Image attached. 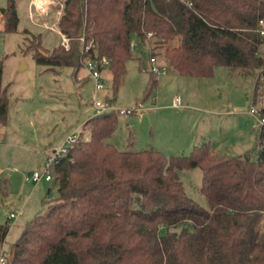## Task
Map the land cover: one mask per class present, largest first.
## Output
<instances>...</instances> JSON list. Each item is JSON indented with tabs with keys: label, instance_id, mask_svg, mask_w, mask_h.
I'll return each instance as SVG.
<instances>
[{
	"label": "trees",
	"instance_id": "trees-1",
	"mask_svg": "<svg viewBox=\"0 0 264 264\" xmlns=\"http://www.w3.org/2000/svg\"><path fill=\"white\" fill-rule=\"evenodd\" d=\"M58 1L57 28L70 47L60 43L50 51L40 35H31L34 59L70 66L76 77L85 59L107 58L114 94L124 82L134 38L148 44L155 59L164 47L166 67L177 75L210 78L224 66L251 75L254 96L264 83L258 32L264 0ZM16 2L0 8L5 32L18 27ZM148 72L146 97L158 83ZM8 111L0 62V126ZM260 112L264 116V108ZM118 115L97 114L81 126L77 144L54 166L57 196L47 192L49 208L25 224L5 264H264V127L257 159L220 154L208 141L167 157L152 147L136 149L133 133L125 148L110 141ZM194 168L201 169L207 207L186 193L180 179V172ZM7 184L4 179V193ZM9 231L8 222L0 224V255Z\"/></svg>",
	"mask_w": 264,
	"mask_h": 264
},
{
	"label": "rangeland",
	"instance_id": "rangeland-1",
	"mask_svg": "<svg viewBox=\"0 0 264 264\" xmlns=\"http://www.w3.org/2000/svg\"><path fill=\"white\" fill-rule=\"evenodd\" d=\"M35 2L41 8L47 4L46 12L40 13V8L30 6V0H17L19 23L14 32L3 31L0 16L2 83L9 96L7 123L0 126V224H10L2 248L5 252L18 240L28 221L47 211V192L50 190V198L58 193L52 181L35 183L29 174L42 171L49 152L60 148L67 135L95 115L94 84L83 67L75 77L70 66L49 67L34 59L35 52L29 47L31 35H40L42 46L50 51L61 43L58 31L49 29L57 26L59 1ZM7 3L8 0H0V8ZM133 41L141 46L139 40ZM163 52L164 47L156 50V60L166 68ZM149 59L147 50L133 52L116 94L111 89L110 70L103 71L106 88L98 93V98L104 100L108 96L117 108H139L137 113L118 115V126L110 141L125 148L132 132L136 139L134 147L154 146L167 157L187 154L194 143L208 141L220 154L257 159L262 115L250 112L264 108V83L254 96L253 77L231 73L224 66H216L213 76L205 79L176 76L165 70L158 77L154 75L158 83L146 97ZM172 78H176V83L169 84ZM176 96L180 99L178 107L173 105ZM4 179L8 182L6 193L2 188ZM180 179L186 193L207 207L200 192L201 169L184 170ZM18 211L21 213L11 219L10 213Z\"/></svg>",
	"mask_w": 264,
	"mask_h": 264
},
{
	"label": "built area",
	"instance_id": "built-area-1",
	"mask_svg": "<svg viewBox=\"0 0 264 264\" xmlns=\"http://www.w3.org/2000/svg\"><path fill=\"white\" fill-rule=\"evenodd\" d=\"M47 5V4H46ZM35 6L37 8H40L42 12H46L47 9L41 8V6L36 5ZM60 14V12H59ZM50 29L52 30H57L58 33L61 36V45L65 48V49H69L70 47V39L63 35L59 29L57 28L56 25L50 26ZM258 32L260 34L261 37V47H260V56L264 58V19H261L258 22ZM148 38L152 37V34L149 33ZM147 50L149 49V45H145L141 43V46L138 45L136 42L132 41L130 44V50L131 52H135L136 50ZM109 60L107 58H89V59H85L84 60V69L87 71L89 77L93 80V84H94V100H93V108H94V112L95 115L97 114H102L105 112H110V111H114L120 115H125V114H129L132 112H138L139 108H134V109H122V108H117L114 105V102L111 101V99H108L107 97L104 100H101L98 98V93L100 91L105 90L106 86H105V81H104V77H103V71L109 67ZM146 68L148 69V71H151L152 73H154V75L156 77H158L160 74L164 73V71L166 70V68L164 67H160L157 63V60L154 57H150L149 59V65L146 66ZM261 103V101H260ZM176 104L179 105L180 104V99L177 97L176 98ZM252 115L256 116L260 114V110H255L252 109L250 112ZM259 124L260 127H264V116H261L259 119ZM83 133L82 127L80 126L79 128H77L76 130H74L71 134L67 135L65 137V140L63 142V145L56 149V150H52L49 152L48 154V158L47 161L44 164L43 170L42 171H35L32 174H29V179L32 180V182L38 183L41 182L42 180L44 181H52L53 179V170H54V166L57 163L59 157H61L62 155H65L68 153L69 149L73 148L81 134ZM10 218L14 219L16 218V213H10ZM6 263V252L2 251L1 255H0V264H5Z\"/></svg>",
	"mask_w": 264,
	"mask_h": 264
},
{
	"label": "crops",
	"instance_id": "crops-1",
	"mask_svg": "<svg viewBox=\"0 0 264 264\" xmlns=\"http://www.w3.org/2000/svg\"><path fill=\"white\" fill-rule=\"evenodd\" d=\"M40 3H42V1L40 2ZM35 4H36V2H35V0H30V6H35ZM37 5V4H36ZM39 5V4H38ZM44 6V8L45 9H48V6L45 4V5H43ZM36 7V6H35ZM37 9V8H36ZM38 11V10H37ZM41 13V12H40ZM1 16V15H0ZM49 28V27H48ZM50 29V28H49ZM52 30V29H51ZM60 35V34H59ZM61 37V36H60ZM142 50V49H141ZM157 63H158V65L160 66V67H164V66H161L160 64H159V62L157 61ZM149 65V61L147 62V66ZM165 68V67H164ZM167 68V67H166ZM127 69V68H126ZM166 70H168V71H170L173 75H176V76H178L177 74H175L173 71H171L169 68H167ZM127 73V72H126ZM88 74V73H87ZM89 77V76H88ZM201 79H205V78H201ZM158 80V79H157ZM175 80H176V78H172V80H170V81H168L169 82V84H172V83H176L175 82ZM176 98H177V96L174 98V100H173V105L175 106V107H178L179 105H177L176 104ZM158 99H157V97H154L153 98V101L154 102H156ZM139 112V111H138ZM137 113V112H136ZM130 133H132V132H130ZM133 138H135L134 137V135H133ZM135 140L136 139H133V146H135ZM196 144L194 143V145L193 146H195ZM152 148H154V149H157V150H159V148H157V147H154V146H151ZM136 148V147H135ZM137 149V148H136ZM42 181H44V180H42ZM41 181V182H42ZM45 182H48V181H45ZM21 212L20 211H18L17 213H16V217L20 214Z\"/></svg>",
	"mask_w": 264,
	"mask_h": 264
},
{
	"label": "water",
	"instance_id": "water-1",
	"mask_svg": "<svg viewBox=\"0 0 264 264\" xmlns=\"http://www.w3.org/2000/svg\"><path fill=\"white\" fill-rule=\"evenodd\" d=\"M45 55H47L45 52H43Z\"/></svg>",
	"mask_w": 264,
	"mask_h": 264
}]
</instances>
